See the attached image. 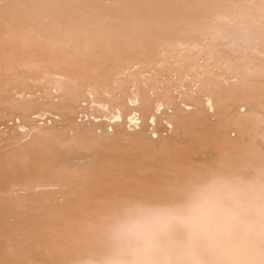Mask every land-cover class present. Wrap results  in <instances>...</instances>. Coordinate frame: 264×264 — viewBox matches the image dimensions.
I'll return each mask as SVG.
<instances>
[{
  "label": "bare ground",
  "instance_id": "obj_1",
  "mask_svg": "<svg viewBox=\"0 0 264 264\" xmlns=\"http://www.w3.org/2000/svg\"><path fill=\"white\" fill-rule=\"evenodd\" d=\"M209 171L264 172V0H0V264H96Z\"/></svg>",
  "mask_w": 264,
  "mask_h": 264
},
{
  "label": "clouds",
  "instance_id": "obj_2",
  "mask_svg": "<svg viewBox=\"0 0 264 264\" xmlns=\"http://www.w3.org/2000/svg\"><path fill=\"white\" fill-rule=\"evenodd\" d=\"M96 264H264V172L209 171L164 199L125 202Z\"/></svg>",
  "mask_w": 264,
  "mask_h": 264
}]
</instances>
